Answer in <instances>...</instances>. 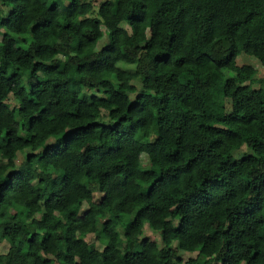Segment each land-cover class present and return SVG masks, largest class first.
<instances>
[{
  "label": "trees",
  "instance_id": "obj_1",
  "mask_svg": "<svg viewBox=\"0 0 264 264\" xmlns=\"http://www.w3.org/2000/svg\"><path fill=\"white\" fill-rule=\"evenodd\" d=\"M14 7L9 9L8 16L0 19V25L9 26L10 32L4 33L7 38V44L3 47V56L5 57L3 67H0V97L7 94V91H11L13 87L19 84L22 78V73L27 74V103L33 107H39L42 98L45 94L51 93L57 96V99L53 102L49 100L44 107H39V112L34 115L28 116L27 128L23 122H16L12 120L18 112H25V107L22 103L18 107L9 106L0 98V120L8 121L12 120V123L16 125L13 128L0 127V133L3 134L0 139L4 140V143L0 144V149L4 150L6 156H15L19 150L16 145L23 147L27 141H24L17 133L19 130L24 129L31 131L37 123L36 118L41 113H46L48 105H52L53 108L59 106L61 101L67 97L69 105H76L79 109L81 104H86V107L90 109L87 116L83 119L84 123L77 124L79 128H88L92 126V131L99 130L107 136H110L113 128L117 125L127 124L128 121H132V132L135 134L140 129H148L149 119L147 117H138L134 114L137 112H143L147 108L151 107L155 113V124L157 132H160L159 126L172 121L170 127H174L177 131L181 126L185 129L191 127L194 135H200L201 133H207L209 137H225L234 138L237 140L250 141L251 146L256 149V155L251 153L246 156L240 157V163L237 165L235 160L228 163L227 157L221 160L220 166L216 171L212 172L211 177L205 176L204 180L211 181L217 184L218 188L228 189L229 195L227 199L233 200L236 198L235 189L229 188V185L237 179L244 181L242 192L246 195L243 205L238 206L232 211L236 212V217L233 218L232 211L225 209L227 215L224 219L228 220V227H223V220H218L219 227H213L211 233L208 235L205 243L199 245V252H196V248L192 247L188 249L190 252H196L197 256L207 257L211 255L208 251L209 245L219 246L222 238L228 236L232 229L235 227L234 220H238L240 223H244L251 217H254V227L249 226V231L259 232L264 227V217L259 213L264 211V171L257 169L249 170L252 165H255L260 159V153L264 152V99L259 98V91L252 89L251 94L240 97L236 102V111L240 112L247 109V119L243 116L237 118V116L229 115H217L218 111H221L224 105H220V108H215L217 85H220V91L223 95H228V91H232L233 95H237L241 92H245L248 88L247 84H240L234 90L230 87L225 90L224 85H230L234 83L232 76H225L224 69L229 72L232 69L228 64H221L213 62L209 66L206 62L198 63L196 61H190L189 59L177 56L176 63L174 64L175 71L164 73L160 70L162 65L165 68L170 67L169 61L171 56L167 50L153 51L159 42V46L162 48H168L172 45H177V50L182 49L186 44L191 45L189 51H191L196 44H200L201 47L208 46L213 39H215L217 32L219 31V24L222 22V16L228 14L233 10H242L245 7L246 0H138L137 3L131 5L128 8L126 14L123 16L128 22V26L132 28L133 39H121L126 35L128 29L120 26L118 23L115 27L112 26L113 22L110 20H104V17L109 13L117 15L124 13L125 0H117L116 5L113 6L112 0H103L96 9L99 18L93 16L89 18L86 13L91 10V3L87 0H69L68 3L62 4L61 0H51V3L47 4L44 11L34 21L30 20L24 15L28 12L29 3L28 0H24V3H20L19 0H12ZM31 3L35 5L29 16L36 15L39 8L42 7L40 0H31ZM19 9V12H18ZM255 13V15H253ZM16 15L15 23L12 26L10 17ZM260 15V12L256 9L249 10V17L247 23H251L252 19ZM81 17L78 21L76 17ZM103 20V26H102ZM177 25L179 28L177 29ZM137 26L146 27L151 33L149 40H143V32L137 34ZM104 28H110V36L113 37L104 47L99 49V52L94 51V46L97 40L102 35ZM40 32V42L35 43V33ZM63 38L64 47L67 52H62L59 49V42ZM143 41V42H140ZM123 49V50H121ZM148 50V53L152 56L153 70L149 74L143 77L145 84L156 85V95L152 96L151 92L138 91L136 92V98L133 101H129L127 108L124 110L125 115H121L118 120H114L111 125L105 123L102 119H97L98 115H101L100 108L113 102V97H126L127 92L123 91L124 84L113 88V80L134 79L139 72L124 68L117 67L121 62L124 64L134 63V55L137 50ZM75 54L76 62H72V55ZM118 53V56L115 55ZM62 55H68V61L63 62L61 67V60L58 57ZM55 61V62H52ZM86 66L89 71L93 72L99 79L94 84L92 80L87 83L88 88H96L99 92L101 89L106 95L97 96L96 93L87 94L85 98L77 90L82 84V80L73 79L71 73L73 71L81 73L85 71ZM39 74H43L44 78L41 79ZM96 84L99 87H96ZM167 87L169 92L163 91ZM128 90L135 88V85L128 84ZM24 86L19 85L16 87L14 96H21L24 92ZM95 91V92H96ZM111 93V95H107ZM35 97V99H32ZM77 97L79 99H77ZM160 105L161 107H158ZM202 105H211L212 109L207 107L201 111ZM163 109H170L171 115L164 117L159 113ZM118 112V109L110 108L108 115H114ZM50 114V113H49ZM71 118L80 119L75 113L68 114ZM176 121H179L178 123ZM255 124V127L250 128L248 125ZM226 127H221L225 126ZM167 131V129L165 130ZM148 131L144 132L147 136ZM90 139H102L103 137H87ZM177 142L182 143V138L178 135L175 141L168 143L167 138L161 135H157L156 143L157 147L163 146L162 150L171 149L168 153L169 156L179 159L183 154L180 152ZM210 148L220 147L217 143V139H211L209 141ZM91 147V145L89 146ZM231 147V146H230ZM102 150L99 157L94 162L106 169H110L113 175L121 176V180L118 181L121 189H131L133 186L140 188L144 186L145 181L141 176H137V169L135 166L129 168L130 164H133L127 157H123L121 162L122 149L117 148L113 150L112 144L100 145ZM218 155V154H217ZM34 156V153L30 152L26 155L25 160H29ZM175 159L173 162H175ZM196 160V156L189 158V163ZM90 160L88 157H83L81 160L82 175L83 177H91L94 167H89ZM227 164L232 172L227 175V179L222 175L224 165ZM22 171V169L12 168L11 173ZM144 173H151V176H155L156 179L161 178V174L158 168H146ZM109 177V171L98 173V182L103 187V178ZM151 178V177H149ZM219 178V179H217ZM68 180V184L64 185L67 189L76 180L75 174L65 172L59 177V181L63 182ZM41 184L45 182V177L39 178ZM223 181V183H221ZM156 180H152V183L147 184L148 189H152ZM203 183V181H202ZM58 181L55 176L48 181L47 196H43L40 190H36V195L32 200L27 201L24 204V208H30L33 203L37 202L42 196L45 204H49L57 193L61 191L57 187ZM77 190H83L85 195L90 191L85 188L83 184L76 185ZM252 195L247 196V193ZM7 191L0 195V207L5 210L0 211V218L6 214V210L12 207L14 201L7 200ZM155 193H141L137 192L135 198L129 199L124 196L123 192L117 194L115 190L111 193H106L102 196L98 202L101 210L97 211L93 208L84 210V213L78 217L71 205L77 206L82 201L75 200L71 192H67L65 199L67 200L66 207L69 208L67 216L69 218L76 217L83 221L85 217L91 215L94 218L103 216V209L107 208L112 212L111 217L103 219L102 231L105 234L108 233V226L113 221H120L124 216L131 215L126 225L125 235H130L131 232L142 230L145 225L154 232L155 225L148 223L145 224L144 220L149 219L148 213L155 212L159 215L163 209L160 205L149 206L143 204L141 207H137L143 199H150ZM123 196V199L120 197ZM222 202V201H221ZM218 202L214 207H218ZM179 207V206H178ZM239 208H243V212L239 211ZM56 210L55 208L53 209ZM134 210V211H133ZM35 211V209H32ZM59 211L63 212L64 208H60ZM32 212L20 213L13 211L12 219L17 221L9 225L4 224L5 232L12 228L19 231L21 223H19L20 215L27 217ZM170 214H172L170 212ZM204 213L196 215V219L192 222V227H196V221L203 219ZM49 214L45 213V222L49 219ZM181 216V220H183ZM75 220H73V223ZM167 224L168 221H163ZM209 225L212 224V220L209 219ZM60 224V221L53 225L55 228ZM71 228V225H69ZM131 230V232L129 231ZM240 233H244L245 229L240 228ZM178 234V230L168 231L161 228V242L168 245L162 247L157 251L158 243L148 238L141 237L138 245H133L129 241L126 245L127 250L120 252L117 250L113 252L114 244L105 245L104 251L99 254V264H175L181 262L178 254L173 255V248L171 247V239ZM39 236L38 232H32L31 235L25 237L26 242L29 245L36 243V238ZM50 239L52 233H47ZM99 239V234L95 236ZM59 240V237L57 238ZM259 239V238H258ZM67 241V237L65 238ZM46 243L44 239H41V244ZM73 243L87 244L83 239L80 241H73ZM231 240H223L224 248L231 251ZM177 247H183L182 244ZM251 250L252 264H260L264 260V254L261 253L259 245L256 242L248 245ZM69 249H65L67 252ZM215 250L214 248L212 249ZM97 249L95 247L87 249L88 258L84 264H97ZM57 255H60L57 253ZM68 257L65 255L64 259ZM215 262V261H214ZM41 264H51V258L45 256L41 260ZM184 264H198L196 258L187 260ZM205 264L207 262L205 261ZM221 264H224V259H221Z\"/></svg>",
  "mask_w": 264,
  "mask_h": 264
},
{
  "label": "clouds",
  "instance_id": "obj_2",
  "mask_svg": "<svg viewBox=\"0 0 264 264\" xmlns=\"http://www.w3.org/2000/svg\"><path fill=\"white\" fill-rule=\"evenodd\" d=\"M19 2L24 3V0H19ZM68 2L69 0H61L62 4ZM88 2L91 3V10L86 15L89 18L93 16L99 18L96 9L103 0H88ZM116 2L117 0H112L113 6L116 5ZM137 2L138 0H125V11L119 14V19H117V15L112 13L104 17V20L113 22V27L117 23L122 27H128L127 34L122 36L121 39L131 40L134 38L132 35L133 30L128 26V22L123 16L126 14L128 8ZM28 3V12H25L24 15L34 21L43 13L44 8L47 7L48 3H51V0H40L42 7L39 8L36 15L32 16H29V13L32 12L35 5L31 3V0H28ZM14 6L12 0H0V19L8 16L9 9ZM250 9H256L260 12V15L252 19L249 24L247 23V19L250 18ZM16 15L13 14L10 17L12 26L18 23ZM80 18L78 16L76 20L78 21ZM178 28L179 25H177ZM136 30L137 34L141 31L143 32V40L150 39L151 33L146 27L137 26ZM110 31V28L103 29L102 35L94 46V51L99 52L103 44L113 39L109 35ZM9 32V26L0 25V67H3L5 59L3 47L7 44V38L4 36V33ZM34 35L36 38L34 41L35 45V43L40 42L42 34L36 32ZM190 47L191 45L186 44L182 49L177 50L178 46L174 44L165 49L160 47L158 42V46L153 51L167 50L171 56V60L169 61L170 67L165 68L161 65L160 70L164 73L175 71L174 64L176 63L177 56H182L198 63L206 62L209 66L214 61L228 64L232 71L229 72L227 69H224V75L232 76L234 83L224 85L225 90L229 87L234 90L240 84H247L248 88L245 92L237 95H233L232 91H228V95H223L220 91L221 86L217 85L216 92L214 93L216 97L215 108L219 109L220 105H224L223 109L217 112V115H234L237 118L243 116L247 119V109L240 112L236 111L237 100L242 96L251 94L252 89H257L259 91V98L264 99V77H260L256 70L257 65L264 67V0H246L245 7L242 10H233L222 16L219 31L215 39L208 46L201 47L200 44H196L189 51ZM59 49L62 52H67V49L64 47L63 38L59 42ZM70 55L73 58L72 62H76L75 54L70 53ZM115 55L118 56V53ZM238 58H243V60L238 63ZM58 59L61 60V67H63V62L68 61L69 56L62 55ZM133 59L134 63L124 64L121 62L117 67L133 69L139 72V75L131 80L125 78L123 80H113L112 82L113 88L119 86L121 83L124 84L122 90L127 92L126 97H113V102L100 108L101 115L96 117L97 119L104 120L109 125L114 120H118L121 115H125L124 110L127 108L129 101L135 100L136 92L144 90L151 92L152 96L157 94L156 85L145 84L143 82V77L153 70L152 56L148 53V50H137ZM39 75L41 79L44 78L43 74ZM71 76L73 79L82 80V84L77 90L85 98L88 93L96 91L95 87L88 88L87 83L89 80H92L95 84L99 77L89 71L87 66L85 71L81 73L73 71ZM27 79V74L22 73V78L16 86H24L25 90L22 93V97L13 95L16 87H13L11 91H7L6 95L0 97L10 107L13 104L19 107L23 98V105L26 110L23 113L18 112L12 117V120L18 123L23 122L25 129L27 128L28 116L39 112V107H44L49 100L54 102L57 99V96L48 93L43 96L39 107L28 105ZM128 84L135 85V88L128 90ZM96 87H99V85L96 84ZM163 91L169 92L170 89L165 87ZM96 94L97 96L106 95L103 89ZM107 95H111V93ZM32 99H35V97ZM77 99L79 98L77 97ZM157 106L161 107L160 105ZM205 107L209 110L212 109L211 105H202L200 110L203 111ZM110 108L118 109V112L109 116L108 112ZM88 111L90 109L86 107V104H81L79 109H77L76 105H69L68 98L65 97L61 101V104L55 108L52 105H48L46 113H41L36 118L37 123H35L31 131L24 129L18 131L17 134L24 141H27V143L23 147L16 145L19 150L15 156H6L4 150L0 149V195L7 191V200L15 202L12 204V207L7 208L6 214L0 218V264H41V260L45 256L51 258V264H84L88 258L87 249L93 247L98 250L97 264H99V254L104 251L105 245L114 244L113 252L117 250L123 252L127 250L126 245H128L129 241L134 246L138 245L140 238L145 235L142 230L135 232L129 230L131 232L130 235L126 236L124 234L131 215L124 216L118 222L113 221L108 226V233L105 234L102 231V221L104 218L112 216V212L107 208L103 209V216L94 218L89 215L83 221L76 217L69 218L67 216L69 208L65 206L67 204V200L65 199L67 192H71L75 200L82 201L78 206L76 204L71 205L77 217L88 208H93L97 211L101 210L98 204L100 198L105 196L106 193H111L113 190L117 194L123 192V195L129 197V199L135 198L137 192L146 194L154 192L155 194L150 199L141 200L137 207H141L143 204H148L149 206L160 205L162 207L163 211L159 215L155 212H149V219H145L144 223L155 225L154 235L157 241H159L161 228L168 231L178 230V234L171 239V247L173 248V255H183L184 261H187L188 255H194L188 249L195 247L196 252H199V245L205 243L212 228L220 226L217 223L218 220H223V227H228V220L224 219L227 215L225 209L232 211L238 206L243 205L246 199V195L242 192L244 181L237 179L229 185V188L235 189L236 192V198L229 200L227 199L229 195L228 189L218 188L217 184L213 183L211 179L205 181L204 177H211L212 172L217 170L221 160L225 157H227L229 164L232 160H235L237 165H239L241 156H246L250 153L256 155V149L251 146L250 141L225 137H209L207 133L194 135L191 127L185 129L184 126H181L180 130L177 131L174 127H170L172 121H167L160 125V132L158 133V126L155 124L156 113L151 107L143 112L129 114L147 117L149 119L148 129H140L133 134L132 121H128L127 124L115 126L111 135L107 136L99 130L92 131L91 125L88 128L77 127V124L85 122L83 118L87 116ZM69 113H75L76 116L81 118H71L68 115ZM159 114L167 118V116L171 115V110L162 108ZM12 120H0V127H15L16 125L12 123ZM176 122L178 123L179 121ZM221 127H226V125ZM247 127L253 128L255 124L248 125ZM166 129L167 131H165ZM145 131L149 133L147 136L144 135ZM157 135L166 137L168 143L175 141L176 136L179 135L182 138V143L177 142V146L183 154L182 158L175 159L169 156L168 153L171 152L170 148L162 150V145L157 147ZM2 136L3 134L0 133V137ZM87 137L103 138L90 139ZM211 139H217L220 147L213 146L210 148L209 141ZM2 143H4V140L0 139V144ZM107 144H112L113 150L117 148L122 149L121 162H123V157H127L128 160L133 162V164L129 165V168L136 167V175L141 176L145 181L143 187L137 188L133 186L131 189H121L118 183L121 180V176L113 175L110 169L94 163L102 151L99 146ZM90 145L91 147H89ZM29 152L34 153V156L29 160H25ZM192 156H196V160L189 163V158ZM83 157H88L91 162L89 167H94L90 178L83 177L82 175L81 160ZM174 159L175 162H173ZM12 168L22 169V171L13 174L11 173ZM146 168H158L161 178L156 179L155 176H151V173L145 174L144 169ZM253 168L264 171V152L260 153V159L249 170ZM104 171H109V177L103 178V187H101V183L98 182V173ZM65 172L76 175L75 182L67 189L64 188V185L68 184V180L59 181V177ZM231 172L232 169L225 164L222 173L225 179H227V175ZM41 176L45 177L43 184L39 181ZM53 176L56 177L58 181L57 187L61 191L46 205L43 196H47L48 181ZM152 180H156V183L153 184L152 189H148L147 184L152 183ZM77 184H83L85 188L90 190L87 195H85L83 190H77ZM37 189L43 193V196L33 203L30 208H24V204L32 200L33 196L36 195ZM250 195H252L250 192L247 193V196ZM120 199H123V196ZM218 202H221L219 206L214 207ZM54 208L56 209L55 211L53 210ZM60 208H64V211H59ZM32 209H35V211H32ZM4 210L3 207H0V211ZM13 211L20 213L32 212V214L27 217L20 215L18 222L21 223V228L19 231L9 228L5 232V223L11 225L17 222L12 219ZM239 211L243 212V208H239ZM202 212L204 213L203 219L197 220L196 227H192V222L196 219V215ZM45 213H48L50 217L47 222H45ZM236 215V212L232 211L233 218ZM259 215L264 217V211L259 213ZM181 216H183V220H181ZM209 219L212 220L211 225L208 223ZM254 219V217H251L244 223L234 220L235 227L228 236L222 238L221 244L219 246L209 245L207 250L211 252V255L203 258L196 256L198 264H205V261L207 264H213V261H215V264H221V259H224V264H252L250 259L251 250L248 248L249 244L256 242L259 245L261 253L264 254V227L259 232L249 231L250 225L254 227ZM73 220H75L74 223ZM165 220L168 221L167 224L163 223ZM57 221H60V224L54 228L53 225H56ZM69 225H71V228ZM240 228H244L245 232L240 233ZM34 231L38 232L39 236L36 238L34 245H29L25 237L31 235ZM49 232L52 233L50 239L47 236ZM97 234H99V239L91 243H73V241H80L83 237L89 235L95 237ZM58 237L59 240L57 239ZM66 237L67 241L65 240ZM41 239H44L46 243L41 244ZM223 240L232 241L230 246L231 251L224 248ZM180 244L183 247H177ZM167 246L158 243L157 251ZM66 248L69 249L67 252H65ZM213 248L215 249L214 251L212 250ZM57 253L60 255H57ZM65 255L68 257L67 259H64ZM184 261L181 264H184ZM260 264H264V260Z\"/></svg>",
  "mask_w": 264,
  "mask_h": 264
},
{
  "label": "rangeland",
  "instance_id": "obj_3",
  "mask_svg": "<svg viewBox=\"0 0 264 264\" xmlns=\"http://www.w3.org/2000/svg\"><path fill=\"white\" fill-rule=\"evenodd\" d=\"M88 1V0H87ZM126 29H128V27H124ZM107 43L103 44L100 49L102 47H104ZM243 60V58H238V63H240L241 61ZM257 72L259 73L260 77H264V67H261L259 65H257ZM91 93H97L96 92H90L88 94H91ZM135 96H136V93H135ZM10 99V98H9ZM12 107L15 106V104L11 105ZM30 153V152H29ZM28 154V153H27ZM143 232L145 233V235H143L142 237H145V238H148L149 240H152V241H155L157 243H162L161 242V235L159 237V241H157V239L155 238V235H154V232L148 227V225H145L144 228H143ZM87 244L88 243H91L92 241L96 240L95 237L89 235L87 237H83L82 238ZM194 253V255H188V258L187 260L191 259V258H196L197 256V253L196 252H192ZM179 258L181 259V262L184 261V256L181 255V254H178ZM181 262H177L176 264H181ZM186 261H184L185 263ZM213 264H215V262L213 261Z\"/></svg>",
  "mask_w": 264,
  "mask_h": 264
}]
</instances>
